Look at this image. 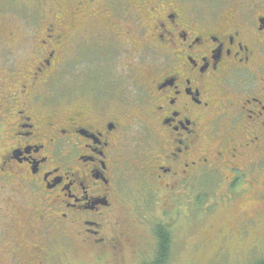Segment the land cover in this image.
Segmentation results:
<instances>
[{
  "label": "flooded vegetation",
  "instance_id": "af4514ba",
  "mask_svg": "<svg viewBox=\"0 0 264 264\" xmlns=\"http://www.w3.org/2000/svg\"><path fill=\"white\" fill-rule=\"evenodd\" d=\"M72 1L0 30V264L150 263L222 210L264 246V0ZM76 35L100 45L59 99Z\"/></svg>",
  "mask_w": 264,
  "mask_h": 264
},
{
  "label": "rangeland",
  "instance_id": "374dc122",
  "mask_svg": "<svg viewBox=\"0 0 264 264\" xmlns=\"http://www.w3.org/2000/svg\"><path fill=\"white\" fill-rule=\"evenodd\" d=\"M76 1L73 0L70 3ZM53 3L54 0H0V30L3 26L8 30L17 25L19 32L35 30L38 23L40 24L50 17L51 11L56 7ZM84 44L93 45L96 48H84ZM99 45V42L93 40V37L82 38L76 35L73 38L72 45L66 49V54L59 63L54 76L53 87L50 89L54 96L63 99L68 85H77L87 81L88 76L86 75L90 73V68L84 64L81 56L94 52ZM98 59L102 63L103 58L99 53ZM67 65L70 67L71 74L68 73ZM255 209L256 206L251 204L248 211L250 213ZM221 212L211 215L204 222L195 220L197 213L196 216L188 219L170 222L174 224V227L172 230V255L169 264H252L254 259L245 263L244 255L251 257L252 253L256 254L258 250L263 249L262 244H256L259 238L258 231L253 227L249 237L247 236L244 241L240 240L239 233L235 232L238 230L239 222H233L234 219L226 214L227 211L222 210ZM220 227L232 229L234 235V238L231 236L225 244H221V249L226 248L224 251L218 250L220 244L214 234ZM207 239H211L212 243L205 247L201 246L203 241H208ZM152 240L149 238L150 242ZM262 242H264V236ZM110 259L107 258L104 264H109ZM136 262H138L137 258L128 257L125 264H135Z\"/></svg>",
  "mask_w": 264,
  "mask_h": 264
},
{
  "label": "trees",
  "instance_id": "16d2710c",
  "mask_svg": "<svg viewBox=\"0 0 264 264\" xmlns=\"http://www.w3.org/2000/svg\"><path fill=\"white\" fill-rule=\"evenodd\" d=\"M168 233L161 232L158 239V251L150 263L144 264H169L170 255H168L169 239Z\"/></svg>",
  "mask_w": 264,
  "mask_h": 264
}]
</instances>
